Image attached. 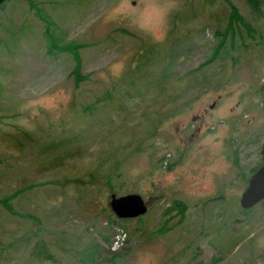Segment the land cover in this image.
Here are the masks:
<instances>
[{
    "label": "rangeland",
    "instance_id": "obj_1",
    "mask_svg": "<svg viewBox=\"0 0 264 264\" xmlns=\"http://www.w3.org/2000/svg\"><path fill=\"white\" fill-rule=\"evenodd\" d=\"M261 1L0 5V264H264V201L239 206L262 164ZM132 193L147 213L117 219Z\"/></svg>",
    "mask_w": 264,
    "mask_h": 264
},
{
    "label": "water",
    "instance_id": "obj_2",
    "mask_svg": "<svg viewBox=\"0 0 264 264\" xmlns=\"http://www.w3.org/2000/svg\"><path fill=\"white\" fill-rule=\"evenodd\" d=\"M5 0H0L2 4ZM261 166L250 176L247 186L240 194L239 206L242 210H249L264 200V142L260 148ZM148 204L139 194L116 196L112 194L109 209L119 220L136 219L145 215Z\"/></svg>",
    "mask_w": 264,
    "mask_h": 264
},
{
    "label": "trees",
    "instance_id": "obj_3",
    "mask_svg": "<svg viewBox=\"0 0 264 264\" xmlns=\"http://www.w3.org/2000/svg\"><path fill=\"white\" fill-rule=\"evenodd\" d=\"M206 1L212 3L214 0H206ZM187 2L189 3L190 0H187ZM225 2H228V0H225ZM248 3L250 5L251 10L253 11V13L257 14L258 16L261 15V6L263 4L261 0H248ZM232 19H233V22H235L236 20L238 22L241 21L240 18H238V16L236 15L235 11L233 13ZM79 73L80 72L78 71V69H76L74 71V76H75L76 83L83 80V78L80 77ZM257 169H255L254 172ZM263 201H261L260 203H262ZM2 206L4 207V210L8 214H14V212L12 211L11 205L8 204L6 199L2 202ZM185 209L186 208H185L184 204H182L180 202H173L171 204V206L166 210L165 213H168V214L172 215L175 212V210H177L178 215L182 216L184 214V212L186 211ZM249 210H251V209H249ZM249 210H244V213H246ZM172 216H175V214L172 215ZM29 257L31 259H33L35 262H44L45 263V262H51L52 260H54V258L50 254V252L48 250V247H47V245H46L44 240L38 241V242H36V244H34V246L30 249Z\"/></svg>",
    "mask_w": 264,
    "mask_h": 264
},
{
    "label": "flooded vegetation",
    "instance_id": "obj_4",
    "mask_svg": "<svg viewBox=\"0 0 264 264\" xmlns=\"http://www.w3.org/2000/svg\"><path fill=\"white\" fill-rule=\"evenodd\" d=\"M260 166H261V165H260ZM260 166H259V167H260ZM248 181H249V180H248ZM247 183H248V182H247Z\"/></svg>",
    "mask_w": 264,
    "mask_h": 264
}]
</instances>
